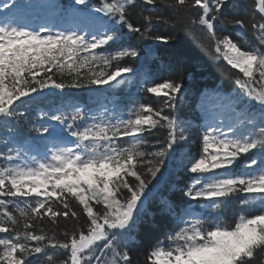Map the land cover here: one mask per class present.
Returning <instances> with one entry per match:
<instances>
[{
	"label": "snow or ice",
	"instance_id": "1",
	"mask_svg": "<svg viewBox=\"0 0 264 264\" xmlns=\"http://www.w3.org/2000/svg\"><path fill=\"white\" fill-rule=\"evenodd\" d=\"M29 6L0 3V126L9 133L0 140V264H133L131 234L168 163L192 174L183 194L217 215L186 210L144 264H264V0H255L258 16L243 12L242 0H100L87 25L59 31L21 23ZM137 8L142 24L130 19ZM157 25L196 30L218 65L238 70L234 96L201 103L195 154L185 151L192 125L175 114L184 83L173 78L144 80V92L163 100L134 102L126 113L92 114L83 104L40 112L44 122L29 131L43 152L29 155L16 141L27 122L21 109L45 89L129 83L135 69L121 61L140 51L127 40L175 39L156 34ZM231 203L238 215L222 219Z\"/></svg>",
	"mask_w": 264,
	"mask_h": 264
},
{
	"label": "trees",
	"instance_id": "2",
	"mask_svg": "<svg viewBox=\"0 0 264 264\" xmlns=\"http://www.w3.org/2000/svg\"><path fill=\"white\" fill-rule=\"evenodd\" d=\"M33 1L45 5L49 11L52 9L73 11L69 8L67 0ZM87 2V8L92 9L94 6L99 5L100 0H87ZM242 3L244 5L243 12H255V0H242ZM161 11L164 14H168L169 10L161 8ZM228 14L231 15V12ZM130 19L134 24H142L140 9H133ZM156 34L174 35L175 39L168 44H164L150 38H131L123 45L128 46V44H131L137 47L140 51L139 56L145 55L149 49L153 50L147 56L143 68L138 73L127 76L130 81L129 83L118 87H114L113 85L107 87L105 85H93L80 89H45L44 95H41L37 100L26 106L28 110L26 112L27 122L25 123L24 120H21L20 130L15 135V139L19 138V142L28 140L34 144L43 145L44 140L37 139V134L29 131L30 127L39 126L43 123V120L39 116L40 111H35L37 104L39 108L46 110L45 112H50L58 106H63L67 111L70 110L69 106L72 104L84 101L90 105L94 100L104 97L103 103L106 104L108 112H111V114L126 113L133 106L134 102L155 105L158 99L163 100V97L157 98L152 94L144 92V85L142 83L144 80L150 79L160 82L163 79L173 78L182 79L184 83V95L181 97L175 114L192 125V139L194 142L185 151H191L195 154L198 148V143L195 142L196 137L199 135V131H202V113L199 109L200 99L208 97L209 101L211 97H219L221 93L226 94V98L234 96L238 90V86L234 83V73H237L238 70L230 69V66H227L223 62L218 65L207 46L202 43L199 33L190 27L178 26L176 30H173L166 25H157ZM233 38L239 39L234 34ZM246 40L249 47L256 44L250 32L247 34ZM118 47L113 46L109 50L115 51ZM138 62L139 57L136 60L126 58L124 61H121V63L132 64L133 68L138 66ZM131 84L141 88H136L137 92L133 94L129 90V88H133ZM89 89L92 91H87ZM224 102L226 103L227 101L225 100ZM97 111L101 112L100 110ZM13 126L15 127V124ZM8 135L7 130L0 126V140H3ZM162 135L163 133H161ZM3 147V144H0V150ZM250 158L251 154L242 157L241 166ZM257 159H259V156H257ZM191 177L192 174L187 173L182 167H177L174 163H168L162 169V175H158V179L152 182V185H150L151 191L148 193L146 213L143 215L139 226L131 234L133 264H137V261H139V264H144L149 249L158 240L164 239L168 232L177 227L179 217L186 210L191 208L200 209L199 205L183 194L191 181ZM73 206L76 207L75 204ZM169 208L173 209L174 212H170ZM77 210L79 211L78 207ZM200 215L215 216L217 213L208 209ZM220 215L222 219L231 221L235 215H238L235 203L229 204L228 207L222 210ZM257 264H260L259 257L257 258Z\"/></svg>",
	"mask_w": 264,
	"mask_h": 264
},
{
	"label": "water",
	"instance_id": "3",
	"mask_svg": "<svg viewBox=\"0 0 264 264\" xmlns=\"http://www.w3.org/2000/svg\"><path fill=\"white\" fill-rule=\"evenodd\" d=\"M257 11V14H258V10H256ZM259 15V14H258Z\"/></svg>",
	"mask_w": 264,
	"mask_h": 264
}]
</instances>
